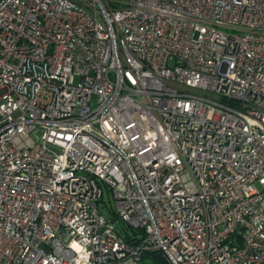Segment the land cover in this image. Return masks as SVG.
<instances>
[{
  "label": "built area",
  "instance_id": "1",
  "mask_svg": "<svg viewBox=\"0 0 264 264\" xmlns=\"http://www.w3.org/2000/svg\"><path fill=\"white\" fill-rule=\"evenodd\" d=\"M151 252L264 264V0H0V264Z\"/></svg>",
  "mask_w": 264,
  "mask_h": 264
},
{
  "label": "rangeland",
  "instance_id": "2",
  "mask_svg": "<svg viewBox=\"0 0 264 264\" xmlns=\"http://www.w3.org/2000/svg\"><path fill=\"white\" fill-rule=\"evenodd\" d=\"M98 211L106 218H111L112 210L114 209L113 200L107 188L103 187L102 196L97 204ZM115 225L122 229L126 228V224L116 220ZM143 264H154L149 258L143 259Z\"/></svg>",
  "mask_w": 264,
  "mask_h": 264
},
{
  "label": "trees",
  "instance_id": "3",
  "mask_svg": "<svg viewBox=\"0 0 264 264\" xmlns=\"http://www.w3.org/2000/svg\"><path fill=\"white\" fill-rule=\"evenodd\" d=\"M124 233V238L126 240H133V235L130 234L127 229L124 230ZM144 258H149L154 264H170L169 260L162 252L147 253L146 255H144Z\"/></svg>",
  "mask_w": 264,
  "mask_h": 264
}]
</instances>
